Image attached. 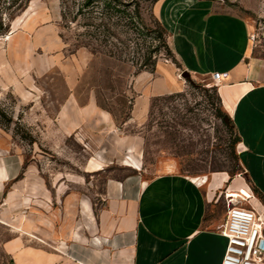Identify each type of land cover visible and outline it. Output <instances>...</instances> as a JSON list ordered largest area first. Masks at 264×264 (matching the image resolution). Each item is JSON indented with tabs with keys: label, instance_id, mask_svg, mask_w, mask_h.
Returning a JSON list of instances; mask_svg holds the SVG:
<instances>
[{
	"label": "rangeland",
	"instance_id": "obj_1",
	"mask_svg": "<svg viewBox=\"0 0 264 264\" xmlns=\"http://www.w3.org/2000/svg\"><path fill=\"white\" fill-rule=\"evenodd\" d=\"M157 1L140 0L143 23H129L122 28L126 32L118 28L116 36H94V51L84 45L94 39L87 34V15L78 13L83 0H36L8 31L7 0H0V138L7 137L10 148L22 154L25 172L33 173L30 187L38 191H26L24 206L18 207L16 197L0 203V264H17L19 215L27 219L38 214L45 230H61L83 199L94 208L100 206L107 178L130 172L125 165H132L136 155L147 176L166 161L191 176L222 171L243 176L235 156L238 143L236 154L232 149L236 135L221 117L225 111L212 88L214 81L182 72L168 34L159 33ZM225 2L252 27V56L264 58V0ZM16 30L20 34L13 48L11 35ZM109 49L116 55H109ZM147 54L155 66L159 61L173 63L186 86L153 96L147 115L134 120L133 81L143 71L138 66ZM140 76L139 81L144 75ZM141 87L142 94L151 91L145 84ZM70 93L81 103L94 95L113 116L111 134L102 128L94 131L92 125L77 132L63 130L59 110ZM232 196L246 197L239 192ZM219 203L225 205L223 200ZM24 238L27 246L47 254L49 264H75L56 251V244Z\"/></svg>",
	"mask_w": 264,
	"mask_h": 264
},
{
	"label": "crops",
	"instance_id": "obj_2",
	"mask_svg": "<svg viewBox=\"0 0 264 264\" xmlns=\"http://www.w3.org/2000/svg\"><path fill=\"white\" fill-rule=\"evenodd\" d=\"M155 14L168 32L183 73L209 80L215 72L225 73L215 86L240 137L237 155L243 176L225 171L186 175L173 161L147 176L136 155L132 165H125L130 172L107 178L102 204L94 208L83 199L61 230H45L38 214L27 219L19 215L17 264H49L47 254L24 243L25 236L56 244V251L75 264H221L227 238L220 227L228 197L233 192L243 194L246 201L250 199L247 205L264 218L260 200L264 201V58L252 56L250 23L225 0H158ZM19 34L16 30L11 35L13 48ZM142 84L151 91L142 94ZM185 86L171 62L159 61L154 70H143L133 81L134 120L147 115L153 96ZM59 117L67 132L92 125L94 131L102 128L111 134L114 127L112 114L98 105L94 95L81 103L70 93ZM10 144L7 137L0 138V203L16 197L19 207L25 205L26 191H38L30 187L33 173L25 172L24 157Z\"/></svg>",
	"mask_w": 264,
	"mask_h": 264
},
{
	"label": "trees",
	"instance_id": "obj_3",
	"mask_svg": "<svg viewBox=\"0 0 264 264\" xmlns=\"http://www.w3.org/2000/svg\"><path fill=\"white\" fill-rule=\"evenodd\" d=\"M31 0H7L6 2V10H7V17L9 18V23H4V31L9 30L11 22L16 19L18 15L24 12ZM85 8V12L83 11ZM95 8L96 11H95ZM80 14L87 15L86 18V25L87 34L90 38L87 42L84 43L85 46L92 48V42L97 40L96 35H104V36H116L118 32L116 30L120 28L121 31H127V26L129 23H143V18L140 13V0H83L81 3V7L78 11ZM66 16H64L65 18ZM159 21V20H158ZM159 33L163 35L167 33L165 27L159 21ZM2 26V23H0ZM116 28V29H115ZM105 46H107V40H105ZM94 51L95 49L92 48ZM109 55L114 56L116 55L113 50H107ZM174 53V52H173ZM175 55V54H174ZM152 66V69L150 67ZM155 68V61H152L151 54H147L142 61L139 63L138 71L142 70H154ZM218 94V90L216 86L212 87ZM218 99L220 101V97L218 95ZM221 103V101H220ZM222 119L230 126V128L235 133V139L233 141L232 149L235 152V146L240 141V137L235 130L233 121L231 118L225 113L221 112ZM238 159V155H235Z\"/></svg>",
	"mask_w": 264,
	"mask_h": 264
},
{
	"label": "built area",
	"instance_id": "obj_4",
	"mask_svg": "<svg viewBox=\"0 0 264 264\" xmlns=\"http://www.w3.org/2000/svg\"><path fill=\"white\" fill-rule=\"evenodd\" d=\"M225 73L211 75L214 84ZM227 199V215L220 232L227 238V247L221 264H264V218L249 205Z\"/></svg>",
	"mask_w": 264,
	"mask_h": 264
},
{
	"label": "bare ground",
	"instance_id": "obj_5",
	"mask_svg": "<svg viewBox=\"0 0 264 264\" xmlns=\"http://www.w3.org/2000/svg\"><path fill=\"white\" fill-rule=\"evenodd\" d=\"M241 194V193H240ZM243 195V194H242ZM228 196H229V194H228ZM229 197H233V196H229ZM237 198H239V197H237ZM234 199V198H233ZM241 200H243V201H246V197H243V198H241ZM250 199H248L247 200V202L249 201ZM234 201H235V199H234Z\"/></svg>",
	"mask_w": 264,
	"mask_h": 264
}]
</instances>
